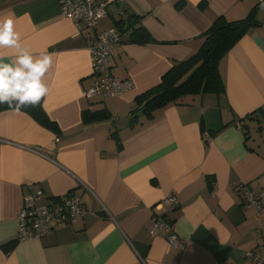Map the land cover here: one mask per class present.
<instances>
[{
    "label": "crops",
    "instance_id": "0c3cea01",
    "mask_svg": "<svg viewBox=\"0 0 264 264\" xmlns=\"http://www.w3.org/2000/svg\"><path fill=\"white\" fill-rule=\"evenodd\" d=\"M252 10L257 23L219 62L223 92L187 95L144 116L136 98L194 54L203 32L218 18L236 21ZM131 14L154 39L123 31L115 47V72L134 87L90 99L92 31H79L60 0H0V17L13 18L22 44L53 55L42 105L59 129L25 110L0 111V264H251L246 252H262L264 1L113 0L98 27ZM102 109L108 118L83 120L84 110ZM238 181L262 193L261 210L241 205ZM36 188L49 199L75 190L86 210L51 234L21 241L18 212ZM170 195L178 204L161 209ZM165 211L183 240L178 247L148 231L152 214Z\"/></svg>",
    "mask_w": 264,
    "mask_h": 264
},
{
    "label": "built area",
    "instance_id": "2783aa9c",
    "mask_svg": "<svg viewBox=\"0 0 264 264\" xmlns=\"http://www.w3.org/2000/svg\"><path fill=\"white\" fill-rule=\"evenodd\" d=\"M113 0H60L62 14L72 19L79 31L91 30L89 51L91 55L92 78L90 86L84 94L88 98L120 96L134 87L131 78H122L115 72V47L121 42L122 34L116 26L99 29L100 20L107 15L108 5ZM208 136V134H205ZM240 203L244 207H254L257 211L263 207L262 193L257 192L243 181L235 183ZM178 204V197L170 195L163 198L159 207ZM82 196L71 190L61 196L46 197L43 189L36 188L27 193L18 212L19 240L40 238L53 233L59 226L74 223L85 213ZM152 225L148 228L151 236L165 234L171 247H178L183 240L175 230L174 223L168 212L152 214ZM261 253L256 250L246 252L251 264H264V238L258 245Z\"/></svg>",
    "mask_w": 264,
    "mask_h": 264
},
{
    "label": "trees",
    "instance_id": "16d2710c",
    "mask_svg": "<svg viewBox=\"0 0 264 264\" xmlns=\"http://www.w3.org/2000/svg\"><path fill=\"white\" fill-rule=\"evenodd\" d=\"M264 1V0H262ZM252 10L246 18L229 21L218 18L210 28L203 32V42L200 48L188 58L181 60L164 74L161 82L148 89L136 98L141 105V111L147 118H152L154 112L182 97L193 94H203L207 91L217 93L224 91V81L219 69L221 58L242 38L246 31L257 23ZM139 16L131 14L127 20L120 19L116 27L123 34L130 32L132 37L142 38L143 41H153L146 27L139 23ZM122 22L125 23L123 28ZM124 30H123V29ZM0 105V111L7 109ZM21 110L30 113L37 121L57 131L58 125L52 121L43 108L42 101L35 106H25ZM85 122L103 120L109 117L104 109L82 113ZM139 116L133 115L130 125L138 123Z\"/></svg>",
    "mask_w": 264,
    "mask_h": 264
},
{
    "label": "clouds",
    "instance_id": "9594fccd",
    "mask_svg": "<svg viewBox=\"0 0 264 264\" xmlns=\"http://www.w3.org/2000/svg\"><path fill=\"white\" fill-rule=\"evenodd\" d=\"M14 25L12 17H0V105L19 112L38 105L48 94L44 78L53 66V55L25 47Z\"/></svg>",
    "mask_w": 264,
    "mask_h": 264
},
{
    "label": "rangeland",
    "instance_id": "374dc122",
    "mask_svg": "<svg viewBox=\"0 0 264 264\" xmlns=\"http://www.w3.org/2000/svg\"><path fill=\"white\" fill-rule=\"evenodd\" d=\"M262 124H263V125H262V126H263L262 130L264 131V122H263ZM255 126H256V125H255ZM253 130H255V129H253ZM263 133H264V132H263ZM263 136H264V134H263Z\"/></svg>",
    "mask_w": 264,
    "mask_h": 264
}]
</instances>
